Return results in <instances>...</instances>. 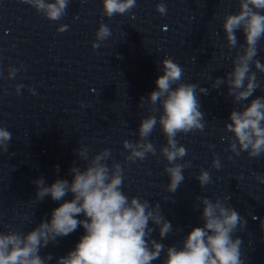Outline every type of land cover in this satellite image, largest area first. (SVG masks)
Here are the masks:
<instances>
[{
    "label": "clouds",
    "instance_id": "obj_1",
    "mask_svg": "<svg viewBox=\"0 0 264 264\" xmlns=\"http://www.w3.org/2000/svg\"><path fill=\"white\" fill-rule=\"evenodd\" d=\"M20 2L32 6L53 22L66 15L69 4V0ZM238 4L237 12L225 13L222 18L226 47L230 52L236 50L232 58L233 67L224 77H216L212 88L218 90L226 86L233 102L242 106V110L233 108L230 111V123L224 125V130L232 134L222 138L228 141V151L236 156L247 152L249 158H259L264 154V96H256L246 105L242 102L253 97L260 87L256 73H264V64L256 58L258 45L264 40V0H238ZM102 7L103 15L111 18L131 12L136 7V0H102ZM156 11L164 15L167 8L160 2ZM67 27L60 25L57 31L64 32ZM237 32L243 34V44L238 43ZM111 35L110 28L101 23L92 48L100 47L99 42ZM159 66L162 74L155 80L156 88L147 96L151 107L149 115L139 121V139L135 142L124 140L122 147L127 150L124 159L129 162L143 161L147 154L156 155V147L148 138L158 124L166 139L159 153L167 161L164 169L169 178L167 191L175 193L184 182V170L190 167V161L177 163L187 155V150L176 137L181 133L204 130L205 113L201 111L198 92L207 95L208 89L184 83V69L171 57L165 56L159 61ZM18 71L20 69L10 66L8 78H14ZM23 87L22 84L15 85L17 95ZM29 91L35 94L33 89L29 88ZM140 100V106H143L145 97ZM157 112L160 113L158 117ZM11 139L12 133L0 127V152L8 151ZM89 151L83 144L75 150L84 167L73 163L69 169L71 181L57 178L51 185H47L43 177L32 181L38 202L46 197L63 202L51 211L50 220L42 219L26 233L16 230L0 232V264H49L52 255L41 256V249L57 243L59 238L72 234L79 227L84 229V234L73 250L56 259V264H153L160 259L162 252L165 253L162 264H246L241 253L242 239L235 235L245 228L246 220L226 203L227 198L198 196L199 204L195 208L201 211L202 225L193 226L179 247L165 245L152 236L158 229L160 240H163L173 231L171 222L162 214L160 204L124 193V168L114 160L110 149H101L91 158ZM109 160H112L111 166ZM212 167H222L216 155ZM56 170L59 171L58 165ZM256 179L264 183L259 174H256ZM196 180L201 187L212 183L210 173L204 169L200 170ZM69 194L72 198L65 200ZM80 216L83 219H79ZM261 226L264 230V221Z\"/></svg>",
    "mask_w": 264,
    "mask_h": 264
}]
</instances>
